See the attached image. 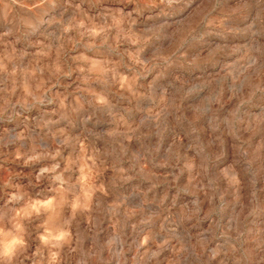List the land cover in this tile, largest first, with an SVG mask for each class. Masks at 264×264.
<instances>
[{
  "label": "rangeland",
  "instance_id": "374dc122",
  "mask_svg": "<svg viewBox=\"0 0 264 264\" xmlns=\"http://www.w3.org/2000/svg\"><path fill=\"white\" fill-rule=\"evenodd\" d=\"M0 264H264V0H0Z\"/></svg>",
  "mask_w": 264,
  "mask_h": 264
}]
</instances>
